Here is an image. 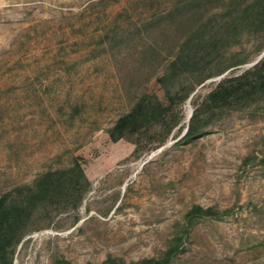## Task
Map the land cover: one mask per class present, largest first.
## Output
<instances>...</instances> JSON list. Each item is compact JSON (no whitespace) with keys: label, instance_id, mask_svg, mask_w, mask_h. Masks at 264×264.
Instances as JSON below:
<instances>
[{"label":"rangeland","instance_id":"1","mask_svg":"<svg viewBox=\"0 0 264 264\" xmlns=\"http://www.w3.org/2000/svg\"><path fill=\"white\" fill-rule=\"evenodd\" d=\"M263 57L264 0H0V196L74 161L84 176L78 207L35 212L11 264L170 248V264H264V94L203 111L181 139L217 83ZM142 95L178 125L161 146L162 124L112 142Z\"/></svg>","mask_w":264,"mask_h":264},{"label":"trees","instance_id":"2","mask_svg":"<svg viewBox=\"0 0 264 264\" xmlns=\"http://www.w3.org/2000/svg\"><path fill=\"white\" fill-rule=\"evenodd\" d=\"M264 94V57L250 70L236 77L220 80L215 88L197 105L189 124L181 139H193L198 134L200 114L242 105L254 99L258 94ZM170 106H164L152 96L142 95L130 111L119 117L109 138L112 142L127 139L135 134L146 133L156 125L165 128L157 146H161L166 136L178 125L175 116L169 117ZM156 149V148H153ZM83 179V171L79 163L74 161L71 168L46 172L37 177L31 186H23L6 192L0 196V264H11L15 248L29 232L27 224L33 219L35 212L48 210L53 206H63L72 203L77 208L82 199L79 181ZM193 213V212H192ZM196 215L215 216L212 210L196 208ZM190 218H193L190 214ZM177 248H170L159 260H147L145 264H170ZM52 264H70L63 259ZM102 264H124L121 261L107 259Z\"/></svg>","mask_w":264,"mask_h":264}]
</instances>
